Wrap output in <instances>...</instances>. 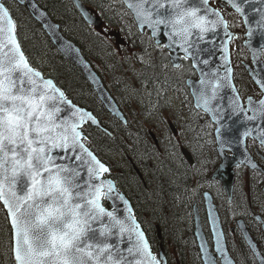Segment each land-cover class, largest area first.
<instances>
[{
  "label": "snow or ice",
  "instance_id": "6c2138e0",
  "mask_svg": "<svg viewBox=\"0 0 264 264\" xmlns=\"http://www.w3.org/2000/svg\"><path fill=\"white\" fill-rule=\"evenodd\" d=\"M135 22L152 30L151 38L162 32L168 43L157 47L182 53L190 70L199 72V88L194 89L195 107L210 114L220 139L224 108L216 103L228 89L230 116H236L243 130L239 143L251 137L264 149V65L250 73L259 89V99L248 95L242 103L234 83L229 42L236 37L229 31L236 27L210 5V0H122ZM231 7L248 25L246 36L252 38L256 25L264 36V0H220ZM80 7V5H77ZM35 8V5H33ZM250 13L258 18L251 19ZM43 16V13H41ZM51 27V25H50ZM223 29L220 44L222 63L206 72L210 60L201 58L211 43L209 35ZM17 25L7 0L0 2V202L10 221V254L15 264H165L151 250L129 200L113 179L110 169L90 150L83 125L98 120L92 112L67 100L50 79L29 65L17 40ZM251 45V40L245 41ZM253 63L264 53V42L251 48ZM176 69L182 65L170 58ZM71 105V118H61L56 101ZM251 113V114H249ZM199 116V113H197ZM255 167V165H253ZM123 204L118 215L115 202ZM111 203V208L106 206ZM126 245V246H122ZM217 248L221 249L217 235ZM254 264H264V254L252 245ZM224 264H233L223 254ZM206 264H216L206 254Z\"/></svg>",
  "mask_w": 264,
  "mask_h": 264
},
{
  "label": "trees",
  "instance_id": "16d2710c",
  "mask_svg": "<svg viewBox=\"0 0 264 264\" xmlns=\"http://www.w3.org/2000/svg\"><path fill=\"white\" fill-rule=\"evenodd\" d=\"M82 1L103 17V27L107 31L111 27L116 30L115 34L111 36H108L109 33L107 34L110 39L104 38L105 35L102 31L105 29H95L87 24L71 0H38L59 22L62 31L79 45L83 54L100 73L101 69L97 61H101L106 67L110 64L116 66L113 61H118L117 79H119L121 88L125 90L117 89L114 96L127 116L136 117L137 111H134V105L145 115L147 107H150L146 94L149 93V89L151 93H155L157 87L160 91H164L162 93L179 87L184 93L185 100L189 101L191 109L193 108L188 88L184 82L186 76L195 74L190 70L189 61L182 60V68H174L169 62L167 50L157 47L147 30L144 32L138 30L132 15L120 0ZM212 1L218 2V0ZM7 5L11 9V14L17 25L18 38L30 62L52 77L67 96L92 110L99 120L113 132L112 135H108L96 126L84 125L88 146L108 164L110 169L108 174L115 181H117V177L126 179L128 189L132 194L137 192L142 194L140 202L143 206L147 205V209L136 210L135 214L151 246L154 249L157 248V225L160 227L165 249L168 245L174 246L177 258L171 260L168 257L169 264H202L193 234L192 203L194 199H197L198 203L202 199L203 177L212 182L211 186L207 185L205 188L211 190L216 199L225 230L238 217H243L252 236L264 253V234L250 212L252 209L255 213L262 215L264 192L261 190V186L264 174L258 170L238 168L232 199L230 202L227 200L220 182L211 179V173L216 167L219 157L215 149L213 125L205 113L197 110L202 116L203 127L195 126V124L190 126L189 123L186 125L190 133L186 137L188 142L186 145L190 148L194 158L192 165L180 157L179 152L177 153L179 158L176 154L169 157L164 153H158V145L152 141L149 130L143 124L145 120L139 121L138 126L132 119L123 124L108 113L82 72L60 54L28 10L15 0H7ZM224 15L230 24L235 23L236 27L230 28L238 35L232 40L233 47L231 49L235 82L243 95L253 93L255 87L251 84L242 65L243 60H249V54L242 45L244 32L242 21L232 10H224ZM114 41H123L128 50L124 58H119L113 51ZM262 58L264 59V53H262ZM244 77L249 84H243ZM130 79L133 80L131 84L134 87L133 90L128 85ZM144 83L148 85L146 89H142ZM140 93L144 95V98ZM153 96L155 98L152 100V105L156 101L165 100L160 92ZM144 101L147 103L146 108ZM158 109H163V107ZM130 122L137 127L136 130L131 128ZM196 140H201V146L195 145ZM201 147L202 151L199 149ZM205 150H208V153ZM206 162L208 163L204 164ZM258 162L264 166V159H258ZM133 164L144 175L146 188L139 183L140 180L137 178ZM203 164L205 168H203ZM248 173H251V179ZM245 176L249 178V189L251 190V194L248 195L238 192V187H243L242 180ZM192 183H195L194 188H192ZM134 201L137 200L134 199ZM233 203L238 204L232 205ZM228 206L243 207L244 214L237 213L236 208L225 210L224 208ZM246 206L249 207V211ZM204 224L206 226V222ZM10 236L8 217L0 203V264H15L14 258L10 254ZM227 238L229 248L235 253L231 240L237 242L236 236L232 238L227 235ZM245 252L252 257L247 246Z\"/></svg>",
  "mask_w": 264,
  "mask_h": 264
},
{
  "label": "water",
  "instance_id": "95a60500",
  "mask_svg": "<svg viewBox=\"0 0 264 264\" xmlns=\"http://www.w3.org/2000/svg\"><path fill=\"white\" fill-rule=\"evenodd\" d=\"M17 1L27 7L30 14L41 24L42 28L49 35L52 43L57 47V49L66 58H68L71 62H73L77 67H79L81 69V71L83 72L85 77L91 83V85H92L93 89L95 90V92L97 93L98 97L103 102L106 109L111 114H113L114 116H116L117 118H119L120 120L125 122L126 119H125L121 109L119 108L118 104L116 103V101L114 100V98L112 97V95L110 94V92L108 91L106 86L104 85V83H103L100 75L98 74V72L91 66L90 62L82 54V52H81L80 48L77 46V44L61 32L59 24L52 19V17L48 14V12L42 6H40L36 0H17ZM73 1L75 3L76 7H77V5H80V7H77V8L80 11V13L82 14V16L86 22H88L90 24H94L95 26L101 25V22H102L101 18L98 16H95L85 6V4H83V2L81 0H73ZM0 2H2V1L0 0ZM219 4L223 8H229L228 6L222 5L220 3V0H219ZM33 5H35V8H33ZM212 7H214V6H212ZM41 13H43V16H41ZM221 13H222V11H221ZM222 15H223V13H222ZM250 18L256 19L258 17L255 13H250ZM50 25H51V27H50ZM251 26L255 30L254 36L252 38H249L246 36V31H247L248 25L244 24L246 31L244 33L245 38L243 40V45L247 48V50L250 53V57H251L250 63L244 62V66L247 69L249 75L254 69L256 71H259L260 66L264 65V62L261 58V54L258 57L259 63H257V64L253 63L251 48H253V47L259 48V45L262 42H264V36H261L259 34V30L256 29L255 24H252ZM137 27L140 31H143L145 28L148 29L150 32V35L152 36V30L149 29L146 25L141 27L137 24ZM161 28H162L161 34H159L156 38H153V39H154V42L156 44H157V42H159L161 45H166L168 43L167 37L163 35V26H161ZM229 31H231V30L229 29ZM232 33L236 37V33H234V32H232ZM209 39L212 40L211 43L205 42L204 44L201 45L202 48L208 49L207 52L201 53V58H207L210 60L209 65H207V66L201 65V67L204 68V70L206 72H211V70L213 68L218 67L222 63V61L220 59L221 55H222V52L220 49V44L223 40L226 39V37L224 36V33H223V29H220L218 31V33L215 34L214 39L212 38V35L210 34ZM249 39L251 40V45H249L248 43L245 42ZM229 50H230V42H229ZM168 51H169V59L171 58L172 60L180 63V59L177 60V57H180L183 54L179 53L178 51H171L169 49H168ZM230 59H231V57H230ZM29 65H30V63H29ZM30 66L32 68H34L32 65H30ZM231 66H232V64H231ZM35 70H37V69H35ZM37 71H39L41 73V75L44 79H50L56 85V83L54 82V80L52 78L45 76L40 70H37ZM196 75H197V77H187L185 79L186 85L188 86L189 92L192 96L194 106H195V97L192 95V93H193L194 89L199 88V78H200L199 72H196ZM250 77L253 80V76L250 75ZM56 87H58V86L56 85ZM221 95L224 98L222 100L216 101V103L221 104V106L225 110L224 113L222 114L223 119L220 121V123L227 125V128H223L221 130L223 139L226 141V143L224 144V147L222 149L220 147V139L217 137V133L215 131V129L219 125L212 121L210 114H207L209 116V118L211 119V121L215 124L214 136H215V142H216V149H217V151L220 155V158H221L219 165L217 166V168L212 173V178H218L222 182L223 188L226 191L228 197L230 198L231 193H232L234 166L239 165V164H244L249 168H257V169H260L262 171H264V169H262L258 165L256 160L252 157L249 150L247 149V147H246V138L247 137L243 138L244 139L243 144L239 143V140H240L239 133L243 130V128H242V125L237 122L238 118L236 116H231V118H229L230 110L228 109V97L232 95L231 91L228 89L222 90ZM246 98H247V96H246ZM246 98H245V102H246ZM254 99H257V98H254ZM67 100H70L71 104L75 105L76 107L84 108L85 110L90 111L85 107L77 105L70 98H67ZM241 100H242V103H244L242 97H241ZM56 104L62 110L58 114L61 118H64V117L71 118V113L73 111L71 105L63 103L59 100L56 101ZM249 114H251V113H249ZM88 123H90V122H88ZM93 125L99 126L100 128L107 130L103 125L100 124L99 121L97 124H93ZM183 153L185 154L186 158L190 162H192L191 155L189 154V152L186 149H183ZM97 158L99 159L98 156H97ZM101 162H103V161H101ZM253 165H255V167H253ZM108 178H110V177H108ZM263 190H264V185H263ZM204 199H205V209H206L207 220L209 223V229H210L211 236H212L213 250H211V248H210V244H209V242L206 238V235L204 233V230L202 228V224H201V220H200V214H199L198 209L195 205L193 208L194 235H195V239H196L199 251H200L201 260H202L203 264H206V254H208V255H211L215 261H216V256H219L221 259V263L224 264L223 254L226 253L228 258L233 262V264H235L233 258L230 256L229 251L227 249L224 231H223L221 221H220V215H219V212L215 206V203L213 202L212 195L209 191L204 192ZM129 203H130V200H129ZM109 204H110L109 208H111V203H109ZM115 204H116V208L118 211V215L122 216L124 214L123 213V208H124L123 204L119 201H116ZM2 205H3V203H2ZM130 205H131V203H130ZM131 207H132V205H131ZM4 209L7 212V209L6 208H4ZM257 218L261 219L260 216H257ZM9 223H10V221H9ZM237 226H238L239 230L241 231L242 236L245 239L246 243L250 247L251 251H252V245L254 244L256 246V251L261 253L257 244H256V241L251 236V234H250L248 228L246 227L243 219L237 220ZM262 229L264 232V222H262ZM156 234H157L158 241H159V250L157 253L159 254V257L163 261H165V264H168L166 257H165V254H164V250H163L162 237H161L159 227H157V233ZM218 234L220 236V244L223 246L222 250L217 248V235ZM122 246H126V245H122ZM151 250H152V248H151ZM152 252H153V250H152Z\"/></svg>",
  "mask_w": 264,
  "mask_h": 264
},
{
  "label": "rangeland",
  "instance_id": "374dc122",
  "mask_svg": "<svg viewBox=\"0 0 264 264\" xmlns=\"http://www.w3.org/2000/svg\"><path fill=\"white\" fill-rule=\"evenodd\" d=\"M100 29H105V31H102L103 34L105 35V39L107 40V34L109 33L111 36L112 34H115V29H112V27L110 29H108L109 31L106 30L105 27H101ZM110 39V38H108ZM113 51L116 53V55L119 58H124L126 56V54L128 53L127 48L124 46L123 41H114L113 46H112ZM116 66L113 65H109L108 67L104 66V64H102L101 61H97L98 66L101 69V74L103 75V79L106 83V85L110 88V90L112 91V93L115 95V91L117 89H119L120 91L125 90L122 89L119 83V79H117L118 76V67H117V63L118 61L115 60L113 61ZM245 77L243 78V84H249V82L245 81ZM133 82V80H128V85H130L131 90L134 89V87L131 85ZM251 84L253 85V83L251 82ZM148 85L146 83L142 84V89H146ZM148 90V89H147ZM157 92V93H156ZM155 93H151L150 89H149V93L146 94L147 99H148V103L150 105V107H147V103L144 101V104H146L145 108L147 107V113H145V115L142 113V111L134 105V111H137L135 114V118L131 117L130 115H126L127 120H131L135 123L136 126L139 125V121L145 120V122H143L145 128H147V130H152L155 132L156 137L159 140V145L157 147V152L158 153H164L166 155H168L169 157H173L175 154L176 156L179 158V156L177 155V153L179 152V147H181L178 143L184 141V139H186V137L188 136V134H190L188 132V129L186 127L187 123L190 124V126H200L203 127V119L201 114H199V118H196V113L193 112L191 110L189 101H185L183 102V98H184V93L181 92V89L179 87H177L176 89H172L170 91H168L167 93H162L164 92L163 90L160 91L159 87H157ZM160 92V94L163 96V98L165 99L164 101H156V103L154 105H152V100L153 98H155V96H153V94H158ZM257 93H259V90L255 87V91L253 93H249L252 95H256ZM141 94V93H140ZM244 97L246 96V94L243 95ZM141 97L144 98V95L141 94ZM166 101H168V106H166ZM171 102L173 103V107H171ZM160 107H163V109H158ZM184 107V108H182ZM152 112H155V114H152ZM140 113V115H139ZM172 121L175 126H176V133L172 134L169 127H168V122ZM195 121V122H194ZM131 123V122H130ZM208 124V123H206ZM135 125L133 123L130 124L131 128L136 130L137 127H135ZM209 125V124H208ZM248 145L250 147V149L252 151H254L253 148V141L249 140L248 141ZM200 151H202V147L199 148ZM159 150V151H158ZM208 153V150H205ZM180 153V152H179ZM203 158V156H201ZM179 161V160H178ZM208 162L204 163L207 164ZM204 164L202 165L203 168H205ZM249 177L251 176V173H248ZM251 179V177H250ZM243 187L239 188L238 187V192L242 193L243 195H248L251 194V190L249 189V178L247 176L243 177ZM202 185H204V187H206L207 185H212V182L203 177L202 179ZM256 196L257 193H256ZM262 200L264 201V194L262 195ZM264 203V202H263ZM238 204V203H237ZM236 203H233L232 205H237ZM236 208L235 211L239 214H244L243 211V207H239V206H228L225 207L224 209H233ZM246 209L249 211V207L246 206ZM262 215H264V207L261 209ZM230 231H228V236L234 238V235H229ZM173 245H168L166 252L168 254V257L173 260L176 259V252L173 248ZM164 250V249H163Z\"/></svg>",
  "mask_w": 264,
  "mask_h": 264
},
{
  "label": "flooded vegetation",
  "instance_id": "af4514ba",
  "mask_svg": "<svg viewBox=\"0 0 264 264\" xmlns=\"http://www.w3.org/2000/svg\"><path fill=\"white\" fill-rule=\"evenodd\" d=\"M196 112H198V111H196ZM196 118H199V116H197V113H196ZM195 145L201 146V140H196V144ZM257 151H258V149H257ZM259 157L262 158V159L264 158V156L262 154H260V153H259ZM242 167L243 166H237L236 167V171H237L238 168H242ZM136 175H137V178L140 180L139 183L142 185V187H145L146 188V183H145V180H144L145 179L144 178V175L142 174V176H141L137 172H136ZM236 175H237V173H236ZM235 178H236V176H235ZM126 182H128L126 179L118 178L117 177L116 183H117L118 188L121 189L122 191H124L126 193V195H128L130 197V199L133 198L132 199V202H133V205L136 208V210H139V211L146 210L147 209L146 208L147 205L143 206L141 204V202H140V198H141V195L142 194H139L138 192L136 194H132L130 192V189H128V186H127V183ZM136 185H137V183H136ZM182 193H183V190H182ZM134 199L137 200V201H134ZM200 200L201 201L198 203L197 199H194L192 204L194 205L196 203L198 205V209H199V212L201 214V219H202V217H203V211L205 209V204H204V198H202ZM255 220L258 223L257 225H259L261 227L260 221H258L257 219H255ZM229 231H231L232 234H235V233H237L238 229L233 224H230L229 225ZM225 235H226V232H225ZM238 238H239L240 242H239ZM238 238H237V242L234 241V240H231V242L233 243V246H234L235 253H233L231 251V249L229 248V245H228V241H227V246H228L229 253L232 256L235 264H254L253 258L250 257V255L245 252L246 245L247 244L245 243V241L242 238L241 234L238 235ZM201 263L203 264L202 261H201ZM216 264H222L221 263V259H220L219 256H216Z\"/></svg>",
  "mask_w": 264,
  "mask_h": 264
}]
</instances>
